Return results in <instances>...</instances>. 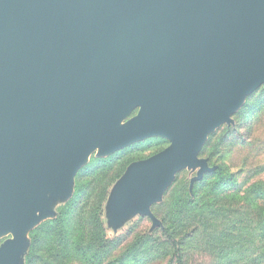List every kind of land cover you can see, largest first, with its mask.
<instances>
[{"label":"water","instance_id":"water-1","mask_svg":"<svg viewBox=\"0 0 264 264\" xmlns=\"http://www.w3.org/2000/svg\"><path fill=\"white\" fill-rule=\"evenodd\" d=\"M264 89V0H0V264H24L29 233L55 217L91 155L148 139L107 217L160 222L175 176L213 172L209 135ZM64 203V204H65Z\"/></svg>","mask_w":264,"mask_h":264},{"label":"trees","instance_id":"trees-1","mask_svg":"<svg viewBox=\"0 0 264 264\" xmlns=\"http://www.w3.org/2000/svg\"><path fill=\"white\" fill-rule=\"evenodd\" d=\"M233 127L209 135L200 158L216 167L192 184L176 176L152 234L111 237L103 206L127 166L168 143L136 144L92 159L76 175L72 197L29 233L24 264H264V89L246 100ZM152 154V155H153Z\"/></svg>","mask_w":264,"mask_h":264},{"label":"rangeland","instance_id":"rangeland-1","mask_svg":"<svg viewBox=\"0 0 264 264\" xmlns=\"http://www.w3.org/2000/svg\"><path fill=\"white\" fill-rule=\"evenodd\" d=\"M244 107V106H243ZM242 107V108H243ZM241 108V110H242ZM240 110V111H241ZM239 111V112H240ZM238 112V113H239ZM238 113H236L235 115L232 116V121H233V124L230 125V126H226L224 125L225 127H233L235 125V117L238 115ZM222 126L221 128H219L217 131H215L214 133H218L219 131H221L223 129ZM156 140H163V139H158V138H155V139H148V140H145L141 143H137V144H142L143 147H151L152 145H155L156 143ZM165 141V140H163ZM166 142V141H165ZM167 143V142H166ZM136 145V144H134ZM133 145H131L130 147H132ZM128 147V148H130ZM126 148V149H128ZM125 150V149H124ZM123 151V150H121ZM119 151V152H121ZM155 150H148L146 151L144 154H143V157H150L152 156L153 152ZM118 152V153H119ZM154 155V154H153ZM92 159H97L96 158V155L93 154L90 156L89 160H88V164L90 163V161ZM136 162V161H134ZM131 164V163H130ZM81 170V169H80ZM79 170V171H80ZM78 171V172H79ZM196 174V172H192V171H188V170H183L181 172H179L177 175L180 176V178H185L186 180H188L190 182V180L192 179V177H194ZM176 175V176H177ZM175 176V178H176ZM262 179L264 180V176L262 177ZM175 180V179H174ZM171 188V187H170ZM169 188V189H170ZM168 189V190H169ZM168 190L164 193L161 201H159L158 203L154 204L152 207H151V212L152 214L154 215V217L159 221L158 217L154 214V207L156 206H159V205H162L163 201H164V197L166 195V193L168 192ZM107 202V200H106ZM106 202L104 203V206H103V222H104V225H105V228L107 230V233L109 236L111 237H116L118 235H125L127 233H129V235L132 237L133 235H142V234H152L154 232H156L157 230H159V227L160 225L158 226H153L152 225V222L147 218V217H143V216H140V215H132L130 217H128L120 226L116 227V228H113L109 225V219L107 217V207H106ZM65 202L63 201H56L53 205H52V210L56 213L58 208L61 207L62 205H64ZM160 222V221H159ZM10 236L9 235H6V236H3L0 238V245L7 239H9ZM155 264H165V263H155ZM195 264H211V261L208 257H204V258H200V259H197Z\"/></svg>","mask_w":264,"mask_h":264}]
</instances>
